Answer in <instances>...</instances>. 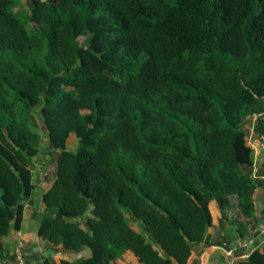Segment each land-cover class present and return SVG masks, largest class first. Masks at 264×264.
Segmentation results:
<instances>
[{"label":"trees","instance_id":"trees-1","mask_svg":"<svg viewBox=\"0 0 264 264\" xmlns=\"http://www.w3.org/2000/svg\"><path fill=\"white\" fill-rule=\"evenodd\" d=\"M17 3L0 0V264L36 189V114L57 153L38 236L90 251L61 264H194L213 202L223 226L237 199L244 236L264 187L243 129L258 115L264 146V0H31L28 23Z\"/></svg>","mask_w":264,"mask_h":264},{"label":"crops","instance_id":"crops-1","mask_svg":"<svg viewBox=\"0 0 264 264\" xmlns=\"http://www.w3.org/2000/svg\"><path fill=\"white\" fill-rule=\"evenodd\" d=\"M71 138L77 140L74 135H71ZM45 175L48 176L47 172ZM55 175L53 179L44 183L42 182L39 186H37L38 184L34 182L33 178L36 189L31 200L25 202V206L29 204L31 210L25 209L24 220L20 231H13L10 236L2 238V242L7 250L2 264H18L12 255L14 249L19 244L24 246L26 264H45L47 259L51 264H61V261L64 260L61 253H55V257H52L51 253L58 250V248L51 246L38 236L40 219L49 211L42 202V197L51 187ZM255 205L257 221L245 228L243 231L244 236H242L238 231V226L231 223V219L238 218L237 216L231 215L233 210L229 212V221L225 220L224 225L221 226L218 205L213 202L210 205L213 215V227L210 229V235L207 241L196 247L194 264H241L257 249L264 253V237L261 234V231L264 230V224H261L258 218L256 196ZM212 208L215 210V213ZM26 216L32 220H27ZM26 221H28V224ZM33 223H35V229L31 227Z\"/></svg>","mask_w":264,"mask_h":264},{"label":"rangeland","instance_id":"rangeland-1","mask_svg":"<svg viewBox=\"0 0 264 264\" xmlns=\"http://www.w3.org/2000/svg\"><path fill=\"white\" fill-rule=\"evenodd\" d=\"M30 1L31 0H18V3H17L16 10L18 11V13H17L18 17L24 23H28L27 13L29 14L31 11L30 6H29ZM32 26H33V24L28 25V28L30 31L32 30ZM31 32H33V31H31ZM79 41L81 44H85L86 37H81ZM36 117H37V123L32 124V127L35 131L39 132L41 139H40V154L34 160L33 178H34V182L36 184H38L37 186H39L40 183H42V182L44 183V182H47L48 180L53 179V177L55 175V171H56L57 153H53L52 150H50L49 141H48V134H47V130L45 128V125H44L41 117L39 116V114H36ZM255 122H256L255 117L254 118L249 117L247 119L243 129L246 132L247 131L249 132L250 126H252ZM68 146H69V149L76 151L77 140L75 138L69 139ZM254 157H255L254 170H255V172L262 170V172H263V178L262 179L264 180V146L261 145V147L258 148L257 151H254ZM46 172H47L48 176L45 175ZM255 196H256V202H257V212L259 215L258 218H259L261 224H264V187L259 188L256 191ZM236 203H237V199H234L233 200L234 208H233V211L231 212V215L237 216L238 218H242L241 214L237 210ZM27 209L31 210L30 205ZM213 212L215 213L214 209H213ZM129 218H131L130 215H129ZM26 219L32 220V219L28 218L27 216H26ZM26 222L28 224V221H26ZM34 224L35 223H33L32 224L33 226H31L32 229H35ZM130 224L134 229L141 231V228L137 222L131 221ZM27 226H29V225H27ZM253 229H254V227H253ZM55 253H61L63 255L64 259L69 260V261H74V262H78L82 258H86L90 255L89 250H86V251H83L81 253L76 254V253H73L71 251H65L62 248H58V250L53 251L51 253V255L53 257H55ZM51 258H50V260H51Z\"/></svg>","mask_w":264,"mask_h":264},{"label":"built area","instance_id":"built-area-1","mask_svg":"<svg viewBox=\"0 0 264 264\" xmlns=\"http://www.w3.org/2000/svg\"><path fill=\"white\" fill-rule=\"evenodd\" d=\"M250 117L251 118L252 117L253 118L255 117L256 122H257L259 116L258 115H253V116H250ZM256 122L252 126H250L249 132L247 131V133H248V143H249V146L254 151H257V149L260 148L261 145L263 146L262 142L259 140L258 135H257V133L255 131V124H256ZM254 175H256V173H254ZM28 207H29V204H27L25 206V209H27ZM261 234L264 237V230L261 231ZM13 256H15V259H16V261H17L18 264H26V253H25L24 246L22 244H19L14 249Z\"/></svg>","mask_w":264,"mask_h":264}]
</instances>
